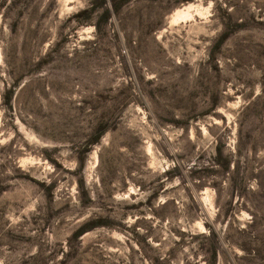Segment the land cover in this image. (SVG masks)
<instances>
[{"label":"rangeland","instance_id":"1","mask_svg":"<svg viewBox=\"0 0 264 264\" xmlns=\"http://www.w3.org/2000/svg\"><path fill=\"white\" fill-rule=\"evenodd\" d=\"M109 6L0 0V264H264V0Z\"/></svg>","mask_w":264,"mask_h":264},{"label":"trees","instance_id":"2","mask_svg":"<svg viewBox=\"0 0 264 264\" xmlns=\"http://www.w3.org/2000/svg\"><path fill=\"white\" fill-rule=\"evenodd\" d=\"M102 1H106V0H102ZM131 0H110V6L106 7V9L103 11V13L101 14L100 18H99V23L97 22L96 25L100 27V21H106L109 17V15H111L112 13L118 11L121 7H123L124 5H126L128 2H130ZM93 8V7H92ZM91 9H83L80 11V13H85L87 11H89ZM83 19V18H82ZM224 38V35L221 37V41ZM18 88V81L15 80L9 88H7L4 92V96H5V101L7 104L11 105L12 102L14 101V99L16 98L17 94H16V90ZM107 126H102L99 125L96 127L95 133H94V137L92 138V142H97L100 140V137L102 135V133H104L107 130ZM103 220H95V219H90L88 218L85 222H83L81 224V226L75 230L74 235H80L90 229H92L93 227H95L96 225H98L99 223H102ZM36 254H33L32 257H36Z\"/></svg>","mask_w":264,"mask_h":264},{"label":"bare ground","instance_id":"3","mask_svg":"<svg viewBox=\"0 0 264 264\" xmlns=\"http://www.w3.org/2000/svg\"><path fill=\"white\" fill-rule=\"evenodd\" d=\"M192 5H193V3H189V4H187L184 7L177 8L175 10V12L172 14V16L170 17L169 23H172V22L174 23L176 20H178L181 17L190 16L191 15V10L190 9H191Z\"/></svg>","mask_w":264,"mask_h":264}]
</instances>
